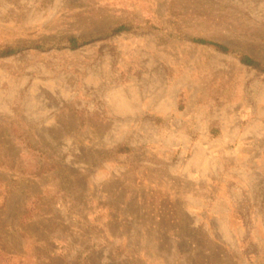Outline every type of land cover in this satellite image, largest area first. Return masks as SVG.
Here are the masks:
<instances>
[{"label": "rangeland", "instance_id": "374dc122", "mask_svg": "<svg viewBox=\"0 0 264 264\" xmlns=\"http://www.w3.org/2000/svg\"><path fill=\"white\" fill-rule=\"evenodd\" d=\"M242 57L264 0H0V264H264Z\"/></svg>", "mask_w": 264, "mask_h": 264}, {"label": "trees", "instance_id": "16d2710c", "mask_svg": "<svg viewBox=\"0 0 264 264\" xmlns=\"http://www.w3.org/2000/svg\"><path fill=\"white\" fill-rule=\"evenodd\" d=\"M124 30L125 29L123 27H121V28H118L116 31L122 32ZM197 42L199 44H202V45H207V46L214 47L217 51L222 52V53H228L229 52L227 47H225V46H223L221 44H218V43H214V42H210V41H206V40H198ZM71 43L75 46L76 41L72 40ZM241 62L243 64L247 65V66L261 68L264 71V67L262 68L256 61H254L250 57H242L241 58ZM124 151H127V149L126 148H119L118 149V153H124Z\"/></svg>", "mask_w": 264, "mask_h": 264}]
</instances>
